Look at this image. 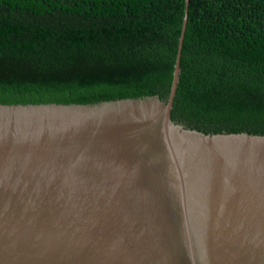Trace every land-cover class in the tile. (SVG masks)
Wrapping results in <instances>:
<instances>
[{
    "label": "water",
    "instance_id": "95a60500",
    "mask_svg": "<svg viewBox=\"0 0 264 264\" xmlns=\"http://www.w3.org/2000/svg\"><path fill=\"white\" fill-rule=\"evenodd\" d=\"M156 92L0 95V264H264V121Z\"/></svg>",
    "mask_w": 264,
    "mask_h": 264
},
{
    "label": "trees",
    "instance_id": "16d2710c",
    "mask_svg": "<svg viewBox=\"0 0 264 264\" xmlns=\"http://www.w3.org/2000/svg\"><path fill=\"white\" fill-rule=\"evenodd\" d=\"M185 0H0V95L167 99ZM173 104L264 121V0H189Z\"/></svg>",
    "mask_w": 264,
    "mask_h": 264
}]
</instances>
